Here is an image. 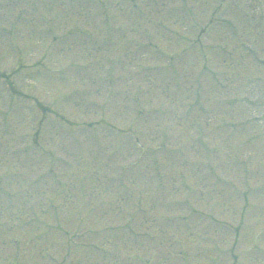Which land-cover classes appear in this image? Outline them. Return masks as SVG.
Listing matches in <instances>:
<instances>
[{"label":"rangeland","instance_id":"374dc122","mask_svg":"<svg viewBox=\"0 0 264 264\" xmlns=\"http://www.w3.org/2000/svg\"><path fill=\"white\" fill-rule=\"evenodd\" d=\"M239 40L264 0H0V264H264Z\"/></svg>","mask_w":264,"mask_h":264}]
</instances>
